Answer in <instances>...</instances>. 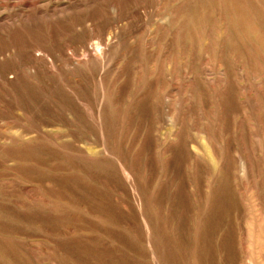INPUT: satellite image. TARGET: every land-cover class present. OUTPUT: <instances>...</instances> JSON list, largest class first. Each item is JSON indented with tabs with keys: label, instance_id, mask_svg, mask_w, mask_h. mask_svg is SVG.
<instances>
[{
	"label": "rangeland",
	"instance_id": "obj_1",
	"mask_svg": "<svg viewBox=\"0 0 264 264\" xmlns=\"http://www.w3.org/2000/svg\"><path fill=\"white\" fill-rule=\"evenodd\" d=\"M0 264H264V0H0Z\"/></svg>",
	"mask_w": 264,
	"mask_h": 264
}]
</instances>
